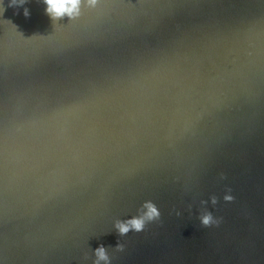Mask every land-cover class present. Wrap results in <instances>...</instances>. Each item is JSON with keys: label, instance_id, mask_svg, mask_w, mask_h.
<instances>
[{"label": "water", "instance_id": "water-1", "mask_svg": "<svg viewBox=\"0 0 264 264\" xmlns=\"http://www.w3.org/2000/svg\"><path fill=\"white\" fill-rule=\"evenodd\" d=\"M116 3L3 0L0 264H264V0Z\"/></svg>", "mask_w": 264, "mask_h": 264}, {"label": "clouds", "instance_id": "clouds-1", "mask_svg": "<svg viewBox=\"0 0 264 264\" xmlns=\"http://www.w3.org/2000/svg\"><path fill=\"white\" fill-rule=\"evenodd\" d=\"M24 3L25 0H10L11 5H23ZM45 3L47 5L46 11L51 14L53 19H58L64 15H67L69 18H77L83 14V9L93 12L98 18H100L108 15L119 6L116 3V0H45ZM3 11V0H0V16H2ZM24 15H29L27 8H24ZM9 22L11 23V21ZM11 25L13 29L16 30V26L12 23ZM225 199L231 200L233 197L228 195ZM145 207L146 211L143 212L142 215L133 217L127 221L117 222L116 226L121 233L127 232L130 228L141 230L146 222L159 216L157 208L151 202H146ZM201 219L204 225L217 223L210 213L204 214ZM96 252L98 260L108 259L103 247L98 248Z\"/></svg>", "mask_w": 264, "mask_h": 264}]
</instances>
